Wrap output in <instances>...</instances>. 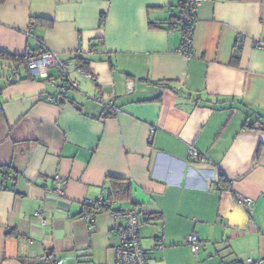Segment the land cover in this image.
I'll use <instances>...</instances> for the list:
<instances>
[{
    "label": "crops",
    "instance_id": "0c3cea01",
    "mask_svg": "<svg viewBox=\"0 0 264 264\" xmlns=\"http://www.w3.org/2000/svg\"><path fill=\"white\" fill-rule=\"evenodd\" d=\"M176 5L0 0V51L50 50L77 82L56 102L45 97L61 81L56 68L0 81V264H40L43 254L47 264H113L123 220L101 210L89 228L83 216L84 202L100 197L144 212L148 264L264 258V125L244 126L264 121V0L202 2L191 55L178 50ZM110 177L129 183L127 197L109 196Z\"/></svg>",
    "mask_w": 264,
    "mask_h": 264
},
{
    "label": "built area",
    "instance_id": "2783aa9c",
    "mask_svg": "<svg viewBox=\"0 0 264 264\" xmlns=\"http://www.w3.org/2000/svg\"><path fill=\"white\" fill-rule=\"evenodd\" d=\"M179 7V14L177 18L176 28L182 34L181 44L178 50L186 55H191V41L190 36L192 32L193 22L195 20L196 11L198 6L205 0H177ZM28 70L29 74L36 77H47V71L50 68H57L61 81L56 86L55 91L51 95H47L46 99L50 101H62L64 100L65 92L69 88H76L77 82L71 79L68 76V65L63 60H61L54 52L50 50H44L40 53H33L30 51L28 54ZM88 78H92V75L89 72L79 70ZM17 76V74H16ZM110 113L114 114L116 107L109 105ZM191 156L205 161V158L199 155L197 151L193 148L190 149ZM4 172V168H0V177ZM56 191L59 194L63 192V181L60 179L59 175L54 176ZM252 199L242 195H237V203L242 207H248L252 204ZM96 205H105L108 206L110 203L106 201L103 197H100L96 200H87L84 202L85 208H91ZM111 214L115 218L122 219L123 222H120L117 225V230L119 233V244L114 250V262L113 264H148L147 256L142 249L139 234L138 226L140 224L139 216L144 213L140 208H129L122 210H113L109 209ZM35 215L41 216L39 210L35 211ZM93 213L86 212L83 216L87 221L88 227L91 228L94 221ZM145 216V215H144ZM44 223V218L41 219ZM187 243L189 244L191 250L196 252L199 248V239L195 234H189L187 237ZM38 263L47 264L48 257L43 254L38 257ZM85 264V262H84ZM243 264V263H239ZM245 264H264V258L254 260L252 258H247Z\"/></svg>",
    "mask_w": 264,
    "mask_h": 264
},
{
    "label": "trees",
    "instance_id": "16d2710c",
    "mask_svg": "<svg viewBox=\"0 0 264 264\" xmlns=\"http://www.w3.org/2000/svg\"><path fill=\"white\" fill-rule=\"evenodd\" d=\"M176 6H177V12L175 13V16H174L175 17L174 18L175 21L173 23L174 28L177 25V18H178L177 16L179 14L178 1H177V5ZM44 50H47V49L41 48L39 51L37 50V51H31V52L40 53L41 51H44ZM29 53H30V51H28V52H26L25 54H22V55H11V54H8V53H6L4 51H0V61L11 62V64L16 67V68L13 67L12 71L10 72V74H8L6 76V81L8 83H12V82H15L17 80L19 81V80L35 79L34 77H32L29 74V70H28V59H29L28 58V56H29L28 54ZM76 66L79 67V68H83L84 71H86L87 60H85L84 58H81V57L76 58ZM18 67H22L24 69V71L26 72L24 77L20 76V72L18 70ZM57 71H58V69H57ZM58 73H59V71H58ZM16 74H17V76H16ZM36 78H39V77H36ZM51 94H53V92L52 93H48L47 95H51ZM107 112L108 113L110 112L109 105L107 107ZM259 115H260L261 118L264 119V114H259ZM256 122H259L260 124L264 125V121L256 120L255 122L247 123L244 126L245 127H254V124H256ZM5 173H6V169L4 168V172H3L2 175H4ZM109 181H110L109 187H108L109 188V196L112 195V196L117 197L119 199L120 198H125V197L128 196V191H129V183L128 182H126V181H124V179L118 178V177H110ZM217 184L218 185H222V186H225L227 184V179H226L225 175L222 172L219 173ZM109 209H110V205H108V206L96 205V206H93L91 208H89V207L85 208L86 212H89V213L91 212L93 214H95V213H97L98 211H101V210H109ZM237 264H239V262Z\"/></svg>",
    "mask_w": 264,
    "mask_h": 264
},
{
    "label": "rangeland",
    "instance_id": "374dc122",
    "mask_svg": "<svg viewBox=\"0 0 264 264\" xmlns=\"http://www.w3.org/2000/svg\"><path fill=\"white\" fill-rule=\"evenodd\" d=\"M6 64V62L0 61V81L5 79L6 75L12 71Z\"/></svg>",
    "mask_w": 264,
    "mask_h": 264
}]
</instances>
